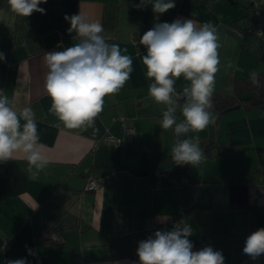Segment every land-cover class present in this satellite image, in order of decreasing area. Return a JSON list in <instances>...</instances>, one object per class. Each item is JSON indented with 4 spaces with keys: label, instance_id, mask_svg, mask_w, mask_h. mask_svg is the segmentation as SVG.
I'll use <instances>...</instances> for the list:
<instances>
[{
    "label": "crops",
    "instance_id": "crops-1",
    "mask_svg": "<svg viewBox=\"0 0 264 264\" xmlns=\"http://www.w3.org/2000/svg\"><path fill=\"white\" fill-rule=\"evenodd\" d=\"M252 1L264 11V0H174L175 7L163 14L154 13L151 4L137 9L140 0H47L39 5L43 14L23 17L11 11L8 0H0V52L6 56L0 61V90L17 112L25 107L35 112L49 161L35 180L21 153L0 163V264L17 259L139 264L138 242L156 230H172L176 215L193 229V251L211 245L225 264H264V255L253 260L243 253L246 238L264 228V172L258 157V149H264V107L211 110L213 123L180 137L198 136L205 158L197 165H177L171 152L174 129L160 126L165 106L148 95L146 49L132 42L146 24L212 22L221 44L214 93L230 96L234 78L264 73L258 44L232 27L250 20ZM79 12L99 21L105 39L126 48L124 54L133 60L130 80L104 98L103 111L87 130L65 128L49 111L44 89L45 53L79 42L64 19ZM186 85L181 77L175 87L179 92ZM175 116L182 122L180 108ZM123 125L134 128L130 139L119 145L103 139L106 133L123 137ZM100 174L102 185L85 190L87 176ZM181 175L189 183L174 185L171 179ZM207 236L211 241H202Z\"/></svg>",
    "mask_w": 264,
    "mask_h": 264
},
{
    "label": "clouds",
    "instance_id": "clouds-1",
    "mask_svg": "<svg viewBox=\"0 0 264 264\" xmlns=\"http://www.w3.org/2000/svg\"><path fill=\"white\" fill-rule=\"evenodd\" d=\"M47 0H8L16 15L29 17L33 12L43 14L41 3ZM148 4L156 14H163L175 7L174 0H140L134 7L143 10ZM195 15V13L193 14ZM69 32H75L79 42L46 52L44 63L47 73L44 89L51 99L49 111L67 129L87 130L104 108V98L117 94L131 78L132 57L127 49L110 44L102 35L103 25L90 21L83 14L65 15ZM146 49L142 63L149 97L163 104L160 126L174 129L177 137L172 147L175 164H200L204 152L199 137L186 136L189 132L203 131L214 122L212 113L215 76L220 70L219 35L210 21L199 23L195 19H176L171 23H156L139 40ZM6 56L0 52V61ZM232 63L227 68H232ZM183 77L187 85L177 91L176 81ZM250 82L261 86L259 74L252 72ZM181 109L182 122H177L175 113ZM21 120L24 121L21 124ZM35 112L25 107L17 112L9 97L0 90V163H7L23 154L29 178L35 180L49 161L43 155L45 145L39 142ZM193 229L187 223L178 224L172 230H156L138 242L136 254L139 264H225L221 251L207 246L193 251L189 239ZM243 253L256 260L264 255V228L251 233L245 240ZM7 264H27L25 259L9 260Z\"/></svg>",
    "mask_w": 264,
    "mask_h": 264
},
{
    "label": "trees",
    "instance_id": "trees-1",
    "mask_svg": "<svg viewBox=\"0 0 264 264\" xmlns=\"http://www.w3.org/2000/svg\"><path fill=\"white\" fill-rule=\"evenodd\" d=\"M255 18L250 17V20L244 23L237 24L232 22V27L243 37L250 35L253 40H256L251 34L246 33L245 30L248 26H255ZM264 46V44H262ZM259 58H264V47L262 50L256 52ZM261 86H253L250 82V75L244 77H236L233 79V94L230 96L219 95L214 93L213 95V109L212 110H224L228 107L240 105L245 108L264 107V73H258ZM258 157L262 172H264V149H258ZM236 187V186H235ZM239 188L245 189L242 186Z\"/></svg>",
    "mask_w": 264,
    "mask_h": 264
},
{
    "label": "built area",
    "instance_id": "built-area-1",
    "mask_svg": "<svg viewBox=\"0 0 264 264\" xmlns=\"http://www.w3.org/2000/svg\"><path fill=\"white\" fill-rule=\"evenodd\" d=\"M250 8L252 11V16L255 18L256 22H255V26L253 27L248 26L245 32L251 34L258 41V45L256 47V51L258 52L262 50V47H264L262 46V44H264V11H262L261 7L254 1L250 3ZM153 26H154L153 24H146L139 33L133 36L132 42L134 44H139L140 37L146 31L151 29ZM122 130L124 134L123 137H117L111 133H106L103 139L107 142L113 143L114 145H119L120 142L124 138L130 139L135 131L134 128L130 125H123ZM104 179H105V176L101 174L100 175H88L85 185H84V189L85 190H96L102 185V183L104 182ZM171 181L174 185H178L180 183H189V179L184 175H181L177 179L172 178ZM184 223H185V220L181 215H176L170 221L172 228L175 225L184 224ZM197 241H201V239H197ZM202 241L210 242L211 238L207 236Z\"/></svg>",
    "mask_w": 264,
    "mask_h": 264
},
{
    "label": "water",
    "instance_id": "water-1",
    "mask_svg": "<svg viewBox=\"0 0 264 264\" xmlns=\"http://www.w3.org/2000/svg\"><path fill=\"white\" fill-rule=\"evenodd\" d=\"M237 106H238V105H235V106L228 107V108H226V109L222 110V111H221V113H223L224 111H226V110H228V109L235 108V107H237ZM207 246H210V247H212L211 245H205L204 247H207ZM204 247H203V248H204Z\"/></svg>",
    "mask_w": 264,
    "mask_h": 264
},
{
    "label": "rangeland",
    "instance_id": "rangeland-1",
    "mask_svg": "<svg viewBox=\"0 0 264 264\" xmlns=\"http://www.w3.org/2000/svg\"><path fill=\"white\" fill-rule=\"evenodd\" d=\"M257 44H258V41L257 40H254Z\"/></svg>",
    "mask_w": 264,
    "mask_h": 264
}]
</instances>
